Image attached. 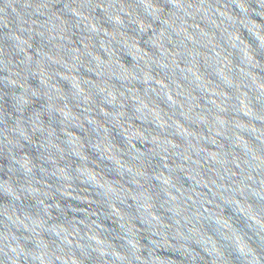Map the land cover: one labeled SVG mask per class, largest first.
Segmentation results:
<instances>
[{
	"label": "water",
	"instance_id": "95a60500",
	"mask_svg": "<svg viewBox=\"0 0 264 264\" xmlns=\"http://www.w3.org/2000/svg\"><path fill=\"white\" fill-rule=\"evenodd\" d=\"M0 264H264V0H0Z\"/></svg>",
	"mask_w": 264,
	"mask_h": 264
}]
</instances>
